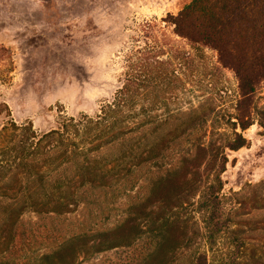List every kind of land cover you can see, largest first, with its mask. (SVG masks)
Listing matches in <instances>:
<instances>
[{
  "label": "rangeland",
  "instance_id": "rangeland-1",
  "mask_svg": "<svg viewBox=\"0 0 264 264\" xmlns=\"http://www.w3.org/2000/svg\"><path fill=\"white\" fill-rule=\"evenodd\" d=\"M190 1L0 0V150L10 145L11 130L3 127L11 121L31 122L33 128L47 131L63 115L99 110L123 85L133 51L149 44L165 61L168 74L158 83L153 79L156 69L150 66L147 92L142 88L133 98L136 114L130 121L151 123V137L203 134L211 151L209 162L201 167L196 194L175 212L191 240L171 264H191L199 250L208 251L212 264L230 263L238 245L234 264H264V72L252 74L260 53L249 41L243 59L248 66L240 79L231 66L222 67L217 51L174 35L163 19ZM148 22L153 25L147 27ZM144 53L151 61L150 50ZM249 77L251 84L246 85ZM134 87L140 88L136 83ZM204 116L203 127L184 130L198 121L194 117ZM237 119L244 121L245 129L235 125ZM235 139L243 146L229 149L228 141ZM102 169L108 183L125 171L115 161ZM211 183L219 190L220 219L227 221L212 245L205 240L208 214L200 208ZM154 184L146 192L154 193ZM132 191L133 198L122 195L115 201L105 226L126 215L137 190ZM23 218L27 224L52 221L29 210ZM95 222L99 219L87 225ZM3 247L0 244V250Z\"/></svg>",
  "mask_w": 264,
  "mask_h": 264
},
{
  "label": "trees",
  "instance_id": "trees-1",
  "mask_svg": "<svg viewBox=\"0 0 264 264\" xmlns=\"http://www.w3.org/2000/svg\"><path fill=\"white\" fill-rule=\"evenodd\" d=\"M163 20L174 35L217 51L222 67L231 66L240 79L251 41L254 52L260 53L252 74L264 72V0H191ZM145 47L133 51L123 85L93 114L63 115L47 131L33 128L31 122L11 121L3 127L11 130V141L0 150V264H171L179 249L188 247L191 237L175 212L196 194L210 146L202 141L203 134L151 137V123L130 121L136 114L133 98L142 88L147 92L150 66L156 69L153 79L158 83L168 74L154 47ZM245 81L251 84L252 79ZM193 119L198 121L189 122L185 131L206 122L205 116ZM235 125L246 128L242 119ZM241 146L236 139L227 143L229 149ZM113 161L125 171L108 183L102 168ZM153 183L157 190L146 192ZM134 188L136 201L126 215L105 226L115 201L122 195L133 198ZM217 192L211 183L200 200L208 214L205 240L211 245L227 222L218 214ZM151 204L157 205L149 209ZM28 210L51 223L27 224L23 217ZM55 220L65 222L61 226ZM39 245H46L43 251ZM239 246L230 263L217 264H234ZM190 263L212 264L208 251L202 250Z\"/></svg>",
  "mask_w": 264,
  "mask_h": 264
}]
</instances>
